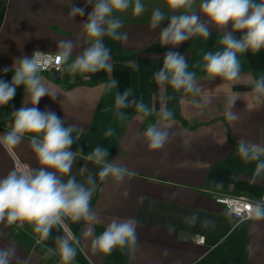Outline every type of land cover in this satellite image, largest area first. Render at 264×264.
Wrapping results in <instances>:
<instances>
[{
    "label": "crops",
    "instance_id": "0c3cea01",
    "mask_svg": "<svg viewBox=\"0 0 264 264\" xmlns=\"http://www.w3.org/2000/svg\"><path fill=\"white\" fill-rule=\"evenodd\" d=\"M143 2L146 11L141 16L133 15L131 8L114 13L123 21L121 31L127 39L104 38L105 46L111 49L110 71L72 75L63 64L56 74L41 73L50 90L57 92V98L42 97L37 107L55 112L64 119L65 126L76 130L72 150L78 155L71 175L85 185L89 175L96 180L90 209L97 219L89 223L69 218L68 228L53 227L48 239L40 243L36 242L39 234L33 225L0 222V248L16 249L11 264H62L58 238L73 244L79 241L74 244L76 256L72 264H264V219L237 222L214 197L216 192L252 197L264 192V176H254L255 162H243L236 151L239 140L264 145V107L254 105L247 83L264 75V50L238 57L239 83L210 78L203 71V55L222 50L223 46L219 44L222 32L209 25L211 35L207 39L194 36L175 49L186 57L189 71L196 73L202 89L200 96L194 98L167 84L158 86L155 73L162 67L168 48L161 46L160 29H151L149 21L154 8L171 13L165 0ZM71 7L85 8V16L71 19ZM91 10L85 0H0V66L11 68L14 58L31 56L37 50L58 54L56 42L66 39L81 45L74 49L71 63L88 46L82 22ZM166 24L167 21L160 27ZM113 78L119 82L118 87L107 90ZM4 80L10 81L11 77ZM126 89L133 92L130 99L143 100L153 109L149 117L141 119L133 106L120 109L125 118H118L115 97ZM232 94L240 96L233 109L240 119L229 123L223 113L225 98ZM201 97L210 98L203 111L192 105L193 99ZM28 101L21 86L8 105L0 106V135L11 130L13 111L31 107ZM165 103L174 113L170 142L161 150H149L144 132L151 124L162 127L167 123L158 116ZM108 129L113 130L111 136H105ZM184 140L190 141V147L184 146ZM97 146L107 149L109 161L115 160L135 175L122 184L111 178L100 180L101 166L86 158ZM18 162L26 168L40 167L27 136L12 153L0 146V178L14 169L22 171ZM125 191L126 197L122 195ZM193 214L199 219L190 225L186 218ZM117 217L138 221L135 249L117 247L110 254L94 252L92 240ZM204 221L211 224L205 226ZM169 226L175 229L171 233ZM89 227L91 236L86 234ZM197 236L204 237V242L198 243Z\"/></svg>",
    "mask_w": 264,
    "mask_h": 264
},
{
    "label": "clouds",
    "instance_id": "9594fccd",
    "mask_svg": "<svg viewBox=\"0 0 264 264\" xmlns=\"http://www.w3.org/2000/svg\"><path fill=\"white\" fill-rule=\"evenodd\" d=\"M166 7L171 14L161 8H154L151 12L149 27L159 30V40L162 47L168 48L163 56L162 67L155 73L158 86L169 85L175 91L191 94L194 98L200 96L202 89L196 73L189 71L186 57L175 50L183 42L194 36L207 39L211 35L209 25L222 32L219 44L222 50L207 51L203 55V71L210 78L219 77L222 80L239 83L241 80V62L238 58L246 52L259 53L264 50V0H165ZM91 5L92 10L82 22V35L87 47L73 57L74 49L81 45L71 39L56 42L59 49L56 60L58 64H67L70 74L96 73L101 70L110 71L111 49L104 44V38L113 41L127 39L121 31L123 21L114 13L127 12L141 16L146 11L143 0H85V6ZM71 19L85 16V8L71 7ZM167 21L166 26L160 27ZM230 25V29H229ZM240 33L239 36L236 34ZM171 46V47H169ZM35 51L31 56L23 55L14 58L11 68L10 81L0 78V106H5L13 100L18 87L23 88L29 96L26 104L13 111L11 130L0 135V146L12 153L23 139L30 141V147L40 165L38 168H26L22 171L12 170L5 177L0 178V222L14 224L26 222L34 227L40 240H47L53 227L63 225L65 218L73 222L80 220L89 223L96 222V217L90 209L91 198L96 191V180L92 175L87 177L86 185L71 175L72 165L78 155L72 150L75 140L72 126H65L55 112L40 110L37 105L42 97L48 96L52 100L57 98V92L50 90L44 82L41 73L48 68L47 62H42ZM134 69L137 64H132ZM118 81L113 78L107 85V90L116 89ZM251 86L254 105L264 107V75L247 82ZM131 89L116 94L115 107L118 118L124 119L125 113L119 111L129 107L135 108L141 119L149 117L153 109L143 100L137 101ZM239 94L228 95L225 98V120L234 123L240 119L234 109ZM210 103L209 97L193 99L192 105L203 111ZM158 116L167 122L163 126L151 124L144 132V138L149 150H161L170 142L169 130L174 124V113L167 104H162ZM112 129L105 132L111 136ZM226 141V140H225ZM185 147H190V141L184 140ZM237 155L245 163L255 162L254 176H264V145L239 140L236 145ZM107 149L101 146L86 157L87 160L101 166L98 173L100 180L111 178L115 183L122 184L126 178L130 179L134 172L107 159ZM81 173L85 169L80 170ZM67 176L65 181L63 177ZM123 196H127L125 191ZM249 218L264 219V198L248 205ZM199 219L197 214L186 218L187 223L195 225ZM211 221H204V225ZM138 221L133 218H113L104 231L92 240L93 251L110 254L114 248L135 249L137 245ZM175 229L169 226L171 233ZM92 235L89 227L86 233ZM78 245L79 241H74ZM69 239L58 238V246L62 264H72L76 256V247ZM15 247L0 248V264H11L15 256ZM52 250L49 249V253ZM166 254V253H165Z\"/></svg>",
    "mask_w": 264,
    "mask_h": 264
},
{
    "label": "built area",
    "instance_id": "2783aa9c",
    "mask_svg": "<svg viewBox=\"0 0 264 264\" xmlns=\"http://www.w3.org/2000/svg\"><path fill=\"white\" fill-rule=\"evenodd\" d=\"M37 52V56L41 59L42 62L48 63V68L45 69L43 72L49 73H58L62 70L63 64H58L56 57L57 53H53L50 51H43ZM18 167L21 170L26 169L25 166H22L18 162ZM215 201L219 204H222L226 207V209L234 216L237 222H245L252 220L254 218H249L248 215V205L254 204L256 201L261 200L264 198V192L258 197H252L247 194H234V193H225V192H216ZM69 218H65L63 222L64 228H68V221ZM21 223V222H20ZM196 241L198 243L204 242V237L197 236ZM36 242L40 243L39 235L36 236Z\"/></svg>",
    "mask_w": 264,
    "mask_h": 264
},
{
    "label": "trees",
    "instance_id": "16d2710c",
    "mask_svg": "<svg viewBox=\"0 0 264 264\" xmlns=\"http://www.w3.org/2000/svg\"><path fill=\"white\" fill-rule=\"evenodd\" d=\"M4 69V67L0 66V78L6 79L8 77L12 76L11 71L4 73L2 70ZM10 69V68H9Z\"/></svg>",
    "mask_w": 264,
    "mask_h": 264
}]
</instances>
